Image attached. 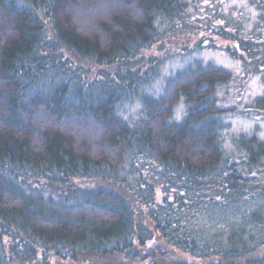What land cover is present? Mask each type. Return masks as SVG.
I'll return each instance as SVG.
<instances>
[{
	"label": "trees",
	"instance_id": "16d2710c",
	"mask_svg": "<svg viewBox=\"0 0 264 264\" xmlns=\"http://www.w3.org/2000/svg\"><path fill=\"white\" fill-rule=\"evenodd\" d=\"M248 2L0 0V264H264V139L229 137L264 96L226 104L264 85ZM193 28L247 77L195 61L150 92L178 52L146 53Z\"/></svg>",
	"mask_w": 264,
	"mask_h": 264
},
{
	"label": "rangeland",
	"instance_id": "374dc122",
	"mask_svg": "<svg viewBox=\"0 0 264 264\" xmlns=\"http://www.w3.org/2000/svg\"><path fill=\"white\" fill-rule=\"evenodd\" d=\"M192 1L193 0H189ZM203 2L207 1L205 9H210V6L214 7V3H222V10L229 13L232 8H236L237 12L242 16L246 17L245 20L253 19L255 16L254 8L249 7L248 0H202ZM200 3H194V8L197 9ZM205 4V3H204ZM203 8V5L201 6ZM197 11V10H195ZM252 21V20H251ZM191 32L179 36H172L164 39L160 44L157 50H151L146 53L148 57L154 56H165L173 52H178L170 60H166L165 64L161 67L158 78L154 83L153 92L154 94H159L163 87L165 86L166 81L172 75L183 70L186 66L192 64L195 61H199L203 64H214L217 66L225 67L226 69L232 70L235 75L241 73V78H246L244 73V67L238 61L231 59V57L223 51L222 49H213L208 44L210 43V35L206 34L204 31L200 32L195 29H191ZM198 31V32H197ZM201 41V44H204L200 52L192 51L194 45ZM212 42V41H211ZM222 43V42H219ZM227 43L223 42V46ZM230 46V45H228ZM190 47V48H189ZM186 51L185 56L182 55V52ZM99 68L93 69L94 74L98 72ZM261 75H252L249 76L248 80H240L239 82L232 84L227 88L229 90V95L227 96L226 104L231 106L234 104L240 105H250L252 100L257 97L264 96V85L262 83ZM233 91V92H232ZM122 110L126 112V115H134L140 110L139 102H135L132 105H123ZM251 112H253L251 110ZM232 130L229 134V137L235 133L242 132H252L255 129L258 130L260 138L264 139V115H257L255 118L252 117H237L232 120ZM257 125V128H256Z\"/></svg>",
	"mask_w": 264,
	"mask_h": 264
}]
</instances>
